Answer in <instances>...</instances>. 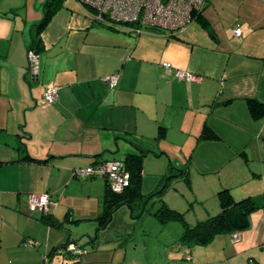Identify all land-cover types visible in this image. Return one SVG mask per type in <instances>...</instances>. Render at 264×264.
<instances>
[{"label":"crops","instance_id":"0c3cea01","mask_svg":"<svg viewBox=\"0 0 264 264\" xmlns=\"http://www.w3.org/2000/svg\"><path fill=\"white\" fill-rule=\"evenodd\" d=\"M48 4L56 9L37 33ZM192 21L180 32L135 31L92 20L76 0L0 3V264H120L114 249L128 240L98 239L103 180L73 171L98 159L146 152L143 195L171 164L186 169L189 184L191 174L213 173L216 191L234 198L264 192V115L252 119L245 102L264 103V0H206ZM29 48L38 55L33 80ZM176 69L196 79L179 81ZM112 73L109 87L103 78ZM48 85L56 88L52 102L42 98ZM203 125L217 138L198 139ZM150 161L158 167L144 185ZM29 193L47 194L58 225L27 210ZM211 197L204 214L217 208ZM72 228L96 237L79 245ZM65 243L80 253L52 252ZM234 244L251 264H264L252 251L264 244V209L250 214Z\"/></svg>","mask_w":264,"mask_h":264},{"label":"rangeland","instance_id":"374dc122","mask_svg":"<svg viewBox=\"0 0 264 264\" xmlns=\"http://www.w3.org/2000/svg\"><path fill=\"white\" fill-rule=\"evenodd\" d=\"M3 1L0 0V3ZM192 23L193 21L188 26H191ZM158 161L159 163L164 161L163 157L161 156ZM157 167L158 164L156 161H150L145 168V172H143V176L145 175L143 178L144 185L147 179L152 178L153 175L151 174L155 172ZM170 167L173 168V172L178 168L172 166V164ZM190 170L191 168H189L188 172ZM213 177V173L191 174V182L187 186L179 176L172 175L171 172V174L169 173L164 176L163 180L157 186V190L163 188L161 191V196L163 195L162 200H166L168 202H166L167 204L172 203L173 206L182 210L186 221L189 223L195 219L203 218L206 215L204 212L207 209L210 210L209 208L212 206L213 200L211 196L216 193V188L213 186ZM95 180L100 179L95 178ZM165 183L167 184L163 187ZM194 195L197 199L193 198ZM154 200L155 197L150 198L142 212L139 208L131 210L125 205L118 207L112 212L107 227L100 230L98 239L104 240L107 238V240H111L115 237L128 240L123 245L115 247L114 249L120 264H251V261L248 260V251H244L242 250L243 248L238 246H236V250L232 248L235 246L234 243L236 240H232L230 234L215 235L207 247H204L207 244L201 246L195 245L190 251L192 260L188 261L183 259L182 253L184 251L175 249L176 246L173 245L174 238L178 235L179 230H181L180 223L171 221L160 224L156 221L151 215V212L156 208V201ZM201 200L202 205L198 202ZM72 237L77 239L76 242L79 245H82L95 238L96 234L92 232V234H87L84 237L76 236V229H73ZM222 238L227 240H223ZM168 240H171L169 244L162 246ZM224 241H227V246H223ZM114 244L116 242H113ZM252 251L264 262V244L262 248H256ZM224 253L227 256H224ZM52 257H56V255ZM52 264H55V262Z\"/></svg>","mask_w":264,"mask_h":264},{"label":"trees","instance_id":"16d2710c","mask_svg":"<svg viewBox=\"0 0 264 264\" xmlns=\"http://www.w3.org/2000/svg\"><path fill=\"white\" fill-rule=\"evenodd\" d=\"M55 9V4H48V7L43 12L41 21L36 28L37 33L46 23L49 16L55 11ZM192 16L193 17L191 20L196 21L200 17V12L193 13ZM105 25L110 28L119 27L131 30L128 26H116L113 24ZM245 102L252 119L258 120L263 117L264 103H261L254 98H246ZM158 135L161 134L158 133ZM216 138L217 135L209 130L207 126H202L198 139L209 140ZM145 153L146 152L141 150L132 153H125L121 159H98L90 165L85 166H94L106 161H118L119 165L129 175V184L121 193H115L111 191L104 177L85 176L103 180L101 209L96 219L98 229L107 227L112 212L115 211L118 207L125 205L131 210H133L134 208H139L142 212L145 209V206L148 203L149 199L155 197L156 208L151 212V215L160 224H165L171 221H177L180 223L181 230H179L176 239L173 240V245L176 246L175 249H181L184 251L182 253V257L184 256L183 259L187 260L189 257L185 255L189 254L191 249L195 245H205L209 243L215 235L218 234L232 235L233 233H237V231H240L247 226L249 216L252 212L264 209V192L254 196L247 195L241 198H234L227 188H220L215 193L217 208L204 215L203 218H198L193 222L188 223V221H186L184 217V212L177 211L168 207L161 199V191L163 188H161L160 190H157L156 188L154 192H150L147 195H143L140 192L141 165ZM22 158L27 160L31 159L28 155H24ZM172 169L173 168L171 167L169 169V172H172V175L179 176L184 181V183L189 186V180L187 178L185 168H177L174 170V172ZM166 184L167 183H165L163 187H165ZM41 218L49 225H58V223L47 213L42 215ZM66 244L67 243L56 247L52 250V252L54 254H62L64 252L71 253L68 250L66 251Z\"/></svg>","mask_w":264,"mask_h":264},{"label":"built area","instance_id":"2783aa9c","mask_svg":"<svg viewBox=\"0 0 264 264\" xmlns=\"http://www.w3.org/2000/svg\"><path fill=\"white\" fill-rule=\"evenodd\" d=\"M206 0H77L91 19L116 26H128L130 29L147 28L148 30L182 31L192 20L193 13L200 12ZM133 26V27H132ZM136 27V28H135ZM235 36L240 34L239 28H232ZM26 75L28 79H36L38 74V55L32 50L26 51ZM169 67L168 63L164 64ZM174 77L179 81H194L195 75L174 70ZM117 74L112 73L103 78L107 86L112 87L116 82ZM54 86L44 88L42 98L52 102L55 97ZM75 176L104 177L111 191L121 193L129 184V175L119 165L118 161H106L94 166L74 169ZM52 202L47 194L29 193L25 198L28 211H37L42 215L48 212ZM237 239V233L231 235ZM66 251L79 254L80 250L72 243H67ZM61 251V250H60ZM65 251V250H64Z\"/></svg>","mask_w":264,"mask_h":264},{"label":"water","instance_id":"95a60500","mask_svg":"<svg viewBox=\"0 0 264 264\" xmlns=\"http://www.w3.org/2000/svg\"><path fill=\"white\" fill-rule=\"evenodd\" d=\"M167 178H169V177H167ZM91 241V240H90ZM76 246V245H75ZM76 248L79 250V248L76 246Z\"/></svg>","mask_w":264,"mask_h":264}]
</instances>
